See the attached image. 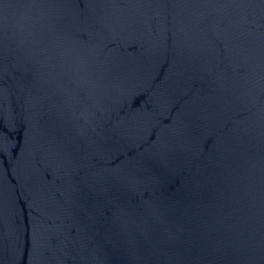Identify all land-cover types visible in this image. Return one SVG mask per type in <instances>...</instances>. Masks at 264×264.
<instances>
[{
	"label": "water",
	"instance_id": "95a60500",
	"mask_svg": "<svg viewBox=\"0 0 264 264\" xmlns=\"http://www.w3.org/2000/svg\"><path fill=\"white\" fill-rule=\"evenodd\" d=\"M0 264H264V0H0Z\"/></svg>",
	"mask_w": 264,
	"mask_h": 264
}]
</instances>
